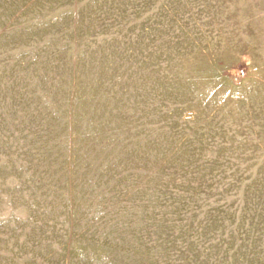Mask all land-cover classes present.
I'll use <instances>...</instances> for the list:
<instances>
[{
	"label": "rangeland",
	"instance_id": "obj_1",
	"mask_svg": "<svg viewBox=\"0 0 264 264\" xmlns=\"http://www.w3.org/2000/svg\"><path fill=\"white\" fill-rule=\"evenodd\" d=\"M0 264H264V0H0Z\"/></svg>",
	"mask_w": 264,
	"mask_h": 264
},
{
	"label": "built area",
	"instance_id": "obj_2",
	"mask_svg": "<svg viewBox=\"0 0 264 264\" xmlns=\"http://www.w3.org/2000/svg\"><path fill=\"white\" fill-rule=\"evenodd\" d=\"M244 74V72H242V75Z\"/></svg>",
	"mask_w": 264,
	"mask_h": 264
}]
</instances>
